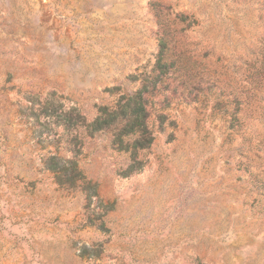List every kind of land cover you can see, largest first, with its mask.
I'll return each mask as SVG.
<instances>
[{"label": "rangeland", "instance_id": "rangeland-1", "mask_svg": "<svg viewBox=\"0 0 264 264\" xmlns=\"http://www.w3.org/2000/svg\"><path fill=\"white\" fill-rule=\"evenodd\" d=\"M0 264H264V0H0Z\"/></svg>", "mask_w": 264, "mask_h": 264}, {"label": "trees", "instance_id": "trees-1", "mask_svg": "<svg viewBox=\"0 0 264 264\" xmlns=\"http://www.w3.org/2000/svg\"><path fill=\"white\" fill-rule=\"evenodd\" d=\"M181 22H183L181 20ZM167 42H160V51L154 67L157 75L165 73L167 66L166 52ZM154 82H143L142 87L130 96H119L114 108L108 109L101 107L98 109V115L91 124H84L82 117L70 110L66 119V126L69 128H84L91 133L100 132L109 128L114 129L113 144L117 151L130 153L131 163L130 170L134 172L140 169L142 162H139L136 153L147 150L153 137L147 127L148 103L147 98L153 94ZM73 121V122H72ZM65 125V124H64ZM78 153V152H74ZM51 161L55 158L51 157ZM49 169L56 170L57 167Z\"/></svg>", "mask_w": 264, "mask_h": 264}]
</instances>
